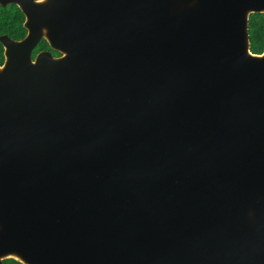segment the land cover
Instances as JSON below:
<instances>
[{
    "label": "water",
    "instance_id": "obj_1",
    "mask_svg": "<svg viewBox=\"0 0 264 264\" xmlns=\"http://www.w3.org/2000/svg\"><path fill=\"white\" fill-rule=\"evenodd\" d=\"M10 4L0 264H264V0Z\"/></svg>",
    "mask_w": 264,
    "mask_h": 264
},
{
    "label": "trees",
    "instance_id": "obj_2",
    "mask_svg": "<svg viewBox=\"0 0 264 264\" xmlns=\"http://www.w3.org/2000/svg\"><path fill=\"white\" fill-rule=\"evenodd\" d=\"M25 17L16 5H0V36L7 35L11 39L21 40L26 35ZM250 50L256 54L264 52V14L252 13L249 17ZM45 40L39 44V49H49ZM38 50V49H37ZM5 60L4 47L0 42V64ZM4 264H23L16 259H6Z\"/></svg>",
    "mask_w": 264,
    "mask_h": 264
},
{
    "label": "flooded vegetation",
    "instance_id": "obj_3",
    "mask_svg": "<svg viewBox=\"0 0 264 264\" xmlns=\"http://www.w3.org/2000/svg\"><path fill=\"white\" fill-rule=\"evenodd\" d=\"M12 5H14V4H12ZM18 7V6H17ZM19 8V7H18ZM22 12V11H21ZM23 13V12H22ZM24 17H25V15H24ZM24 23H25V21H24ZM27 31V30H26ZM26 35H27V32H26ZM26 35H25V37H26ZM2 36V35H1ZM7 36V35H6ZM24 37V38H25ZM10 38V37H9ZM23 38V39H24ZM12 40H14V39H12ZM22 40V39H21ZM42 40H45L44 38L43 39H41L40 41H39V43L37 44V46L33 49V51H32V58L33 59H35L36 58V56L39 54V53H41V52H50L51 54H52V56H54V57H60L62 54L60 53V52H58V51H56V50H54V49H52L51 47H50V45H49V43L47 42V44L49 45V49H39V44H40V42L42 41ZM16 41H20V40H16ZM4 47V46H3ZM38 49V50H37Z\"/></svg>",
    "mask_w": 264,
    "mask_h": 264
}]
</instances>
